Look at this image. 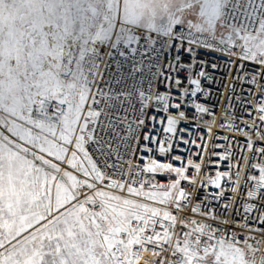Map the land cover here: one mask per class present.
Returning a JSON list of instances; mask_svg holds the SVG:
<instances>
[{"label": "snow or ice", "instance_id": "1", "mask_svg": "<svg viewBox=\"0 0 264 264\" xmlns=\"http://www.w3.org/2000/svg\"><path fill=\"white\" fill-rule=\"evenodd\" d=\"M201 49L252 86L207 165L193 138L217 126ZM153 52L168 58L136 88L138 108L99 88L104 56ZM145 252L159 258L145 264H264V0H0V264H140Z\"/></svg>", "mask_w": 264, "mask_h": 264}, {"label": "built area", "instance_id": "2", "mask_svg": "<svg viewBox=\"0 0 264 264\" xmlns=\"http://www.w3.org/2000/svg\"><path fill=\"white\" fill-rule=\"evenodd\" d=\"M139 35V33H137ZM151 43V42H149ZM141 44H144V41H141ZM157 50H159L160 45H156ZM145 49L142 47L141 51H144ZM108 49L101 48V52L105 53ZM172 55L174 56L175 53L173 51ZM197 59L199 61H206L207 67L206 71L210 73L213 77V80L211 82H204V87L209 90V95L206 99L201 100V102L207 104L210 107L214 108V111L217 116V126L213 129V135L211 138L207 136V134L204 131L203 126L201 129L197 132L196 130H193V138L197 139V143H201L199 140L200 135H204L205 140L204 142L207 144V152L205 153V164L207 165L209 163L208 157L211 156V153L213 151V146L215 144H221L222 147L219 149H215L217 152H223V149L225 147H228V143L226 141H223L222 139H217V137H232L233 133H231L228 129H222L219 127L221 123H224L228 116H235L236 117V123H240V117L242 115V110L247 101H244L242 103L244 97L248 95L247 89L252 87L248 83H242L240 80L236 79L237 74H243L239 67H231L226 63V58L222 57L217 52H211L207 50H199L195 53ZM166 57L164 54H160L157 56L156 52H153L150 56L146 55L141 60L139 54H137L135 60L136 62L133 63L131 58L128 60H124L118 55H115V59H109L107 56H104V60L100 65V71L102 73V80L98 81L99 88L103 89L105 93L111 95L114 93H128L131 94V100L132 103L135 104V106L138 108L139 104H136V88L140 87L141 85L145 88H147L148 83L150 80L153 79V74L156 72V67L159 64H164L166 62ZM184 59L187 60L188 56L187 54L184 55ZM151 61V63H150ZM216 63L218 67L216 69H212L211 64ZM237 65H239V61L236 62ZM254 66L248 63H245V70H250ZM139 71H136V70ZM154 86H156L155 81L153 80ZM161 90H163V86H159ZM235 89V90H233ZM241 89H244V91H241ZM231 105V107H230ZM104 105L101 104V107ZM125 108H129L128 103L124 104ZM129 111L131 112V108H129ZM227 112V116H226ZM132 118L131 116L129 117ZM101 119H104L103 117ZM205 119H209V117H205ZM243 119H249L247 115H243ZM202 123V122H201ZM181 127H184V125H181ZM117 131H120L122 133V129H117ZM185 138H188L187 136ZM236 140L240 141L241 144L244 142L243 136H236ZM104 139H111L113 140V147H115V141L116 138L113 135L112 132L108 131L106 135H104ZM181 147H184L181 145ZM232 151H236L235 145L232 146ZM121 152L123 153V148H121ZM159 159V157H157ZM124 159L127 160L128 156L125 155ZM212 160H216V157H212ZM235 160V158H234ZM109 163H120V161H117L116 158L113 156L109 159ZM138 161L133 160V163H137ZM234 162V161H233ZM141 166H143V162L139 161ZM227 161L222 162L220 164V170H225ZM179 166V165H176ZM121 169H116V171H120ZM111 171V169L109 170ZM204 171L208 172L210 175H215V170L211 167H206ZM158 182L160 183H166L163 176L157 177ZM204 189H201L198 193L196 200H198L200 197L204 194ZM230 194V193H229ZM196 200L193 201V203L196 202ZM217 212L221 213L222 209L217 206ZM188 215H191L189 212ZM199 218V217H197ZM229 230L232 229V226H228ZM239 231V229H236ZM257 238H259V234H256ZM243 239V236H241V240ZM170 258V257H169ZM153 259L158 260L159 258H155L152 256L151 252H145L143 254V258L140 261V264H145V261H151Z\"/></svg>", "mask_w": 264, "mask_h": 264}]
</instances>
